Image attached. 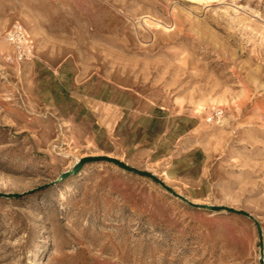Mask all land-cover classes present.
I'll return each instance as SVG.
<instances>
[{"label":"rangeland","instance_id":"374dc122","mask_svg":"<svg viewBox=\"0 0 264 264\" xmlns=\"http://www.w3.org/2000/svg\"><path fill=\"white\" fill-rule=\"evenodd\" d=\"M0 264H264V0H0Z\"/></svg>","mask_w":264,"mask_h":264},{"label":"built area","instance_id":"2783aa9c","mask_svg":"<svg viewBox=\"0 0 264 264\" xmlns=\"http://www.w3.org/2000/svg\"><path fill=\"white\" fill-rule=\"evenodd\" d=\"M5 42L15 50V60L23 61L30 58L33 45L23 26L14 22L4 34Z\"/></svg>","mask_w":264,"mask_h":264}]
</instances>
